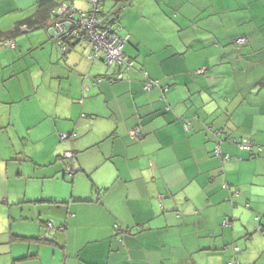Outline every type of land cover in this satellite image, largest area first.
Returning <instances> with one entry per match:
<instances>
[{"label": "crops", "instance_id": "crops-1", "mask_svg": "<svg viewBox=\"0 0 264 264\" xmlns=\"http://www.w3.org/2000/svg\"><path fill=\"white\" fill-rule=\"evenodd\" d=\"M99 1L131 67L44 27L0 46V264H264V0Z\"/></svg>", "mask_w": 264, "mask_h": 264}, {"label": "trees", "instance_id": "trees-1", "mask_svg": "<svg viewBox=\"0 0 264 264\" xmlns=\"http://www.w3.org/2000/svg\"><path fill=\"white\" fill-rule=\"evenodd\" d=\"M64 1L65 0H35V2L32 4L33 9L30 15L17 20L10 29L6 31H0V46L9 49L14 48V42L12 40L18 34L24 32L25 30L31 31L44 27L45 30H47L48 34L51 33L53 35L54 33H57L61 35V37L60 35H56V37L49 35V39L51 38L50 40L54 44L57 52L60 54L61 60H64L68 52H70V50L73 47H75L77 44L87 42L90 44V50L86 55L89 61L100 60L107 67H115L118 69H120V67L121 68L124 67L125 65H120L119 63H111V64L107 63L103 53L101 51L96 50V45H94V42L91 39V35L88 34L89 33L88 28L82 24L81 19L84 17L94 16L95 18L100 19L103 22V24L107 26H111L112 30L116 33L118 37L122 39L126 37L125 43L123 45V51H124V46L128 42L129 35L120 34L118 15L119 13L124 11L126 5L115 7L113 9H110L109 11H103L101 9V3L99 0H94V2L92 0H86L87 4L89 5L88 6L89 8L87 10H82V9H77L71 1L68 3H65ZM127 1L130 2L131 0H127ZM237 39H235L234 42L237 43L239 46L247 42L246 37L244 43L242 44H239L237 42ZM61 46L64 49H62ZM118 76H121V73L118 72L114 76V78H109V80L110 81L119 80L121 77ZM103 78L108 80L107 77H103ZM98 79L100 80L101 78ZM146 80L147 79H145V81ZM132 131H136V135L133 134L132 135L136 139L139 138L140 136L139 129H132ZM229 140L239 146L244 139L232 138ZM249 141L252 143V147H253L254 145L253 142L251 140H248V142ZM67 159L71 161L72 157H69ZM70 161L66 165V169H68L69 172L73 170ZM229 222H230V218L226 217L222 219L220 225L228 224ZM44 225L45 228L46 227L52 228V223L50 221L46 222ZM234 249H237V247H234ZM191 264H193V262ZM226 264H240V263L237 262L235 257H233Z\"/></svg>", "mask_w": 264, "mask_h": 264}, {"label": "built area", "instance_id": "built-area-1", "mask_svg": "<svg viewBox=\"0 0 264 264\" xmlns=\"http://www.w3.org/2000/svg\"><path fill=\"white\" fill-rule=\"evenodd\" d=\"M92 1L94 2V0ZM81 22L84 26L88 28L89 31L88 34L91 35V39L94 42V45H96V50L101 51L103 53L107 63L109 64L119 63L120 65H125L126 67L132 66V61L126 57L123 51V45L125 43L126 37L123 39L118 37L116 33L112 30L111 26H107L103 24V22L100 19H97L94 16L84 17L81 19ZM56 35H60V34L54 33L52 36L56 37ZM244 41H245V37H240L237 39V42L239 44L244 43ZM202 72L203 69L196 70V73L198 74ZM143 76L145 77V79H147L143 86L145 90H149L152 85L158 84L157 80L148 78L145 72L143 73ZM132 134L136 135V131H132ZM239 146L242 149H251L252 143L250 141L248 142L247 139H244ZM215 153L218 154L219 150L216 149ZM66 157L67 158L72 157V153L67 152Z\"/></svg>", "mask_w": 264, "mask_h": 264}, {"label": "rangeland", "instance_id": "rangeland-1", "mask_svg": "<svg viewBox=\"0 0 264 264\" xmlns=\"http://www.w3.org/2000/svg\"><path fill=\"white\" fill-rule=\"evenodd\" d=\"M3 25H7V23H5V24H3ZM47 35H48V37H49V35H52V34H51V33H50V34L47 33ZM50 39H51V38H50Z\"/></svg>", "mask_w": 264, "mask_h": 264}]
</instances>
